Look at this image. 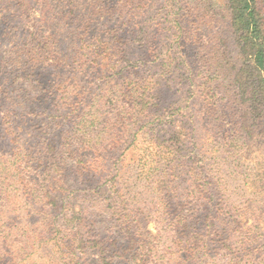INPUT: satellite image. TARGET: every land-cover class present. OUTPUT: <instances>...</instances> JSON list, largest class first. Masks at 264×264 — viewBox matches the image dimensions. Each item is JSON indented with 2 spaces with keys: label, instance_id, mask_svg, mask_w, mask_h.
I'll return each instance as SVG.
<instances>
[{
  "label": "trees",
  "instance_id": "trees-1",
  "mask_svg": "<svg viewBox=\"0 0 264 264\" xmlns=\"http://www.w3.org/2000/svg\"><path fill=\"white\" fill-rule=\"evenodd\" d=\"M10 1L14 20L30 8ZM36 1L49 10L28 15L27 39L13 20L0 26V122L19 144L0 154V264H264V0L169 2L195 45L191 68L172 59L152 74L141 58L145 78L134 43L144 41L151 63L162 49L147 31L127 36L144 0ZM93 55L108 70L91 99L82 83ZM176 78L188 98L158 112L159 85ZM192 98L200 108L187 117ZM87 100L76 131L38 151L19 141L33 109L72 112ZM256 140L257 167L237 170ZM142 215L157 241L141 233Z\"/></svg>",
  "mask_w": 264,
  "mask_h": 264
},
{
  "label": "rangeland",
  "instance_id": "rangeland-1",
  "mask_svg": "<svg viewBox=\"0 0 264 264\" xmlns=\"http://www.w3.org/2000/svg\"><path fill=\"white\" fill-rule=\"evenodd\" d=\"M171 1L173 0H144V7L140 8L138 18H136L135 21L132 22L135 28H130L129 32L127 33L128 39H132L134 37V34H132L134 31H142L139 32V37L145 34L143 32L147 31L149 36L147 34L146 35L152 38L153 43H156L157 49H162V52L159 53V57L157 58V60L151 63L148 62L147 58L145 57V47L142 44V42L144 41H137L136 43H134V46L136 47L132 50L131 58H136V60L139 61L138 64L141 71L140 76L144 78L146 77V75L142 73L143 71H147V69L143 70L142 64H140L141 58H144V61L149 64V72L152 74L160 73L163 69L162 65L164 66V63L171 61L172 59H175V62L179 64L180 68H183V70L184 68L187 70L188 68H191V55H194L195 45L192 46L189 41L183 38L181 32L177 30V28H175L173 19L177 16L176 13L178 12V8L180 6H172L171 3H169ZM175 1L177 2V0ZM28 4L30 7L29 10L25 11L16 20H14V16L19 13L17 6L12 5V2L10 0H5L3 3H0V7H3V9L7 11L6 16L0 18V26L6 28L11 24L13 20L18 26L21 27L18 30L17 37L19 36L18 38H22L23 36V38L27 39V31L25 30V27L27 26L25 25V23L28 22V15H30V18H32L33 20H37L41 17L42 9L45 10V8H47L49 10L48 4L44 5L41 1L37 2L36 0H30ZM52 5L54 4L52 3L49 6L51 7ZM8 15L12 16V18H8ZM136 22L138 24V27H136ZM192 28L194 30L193 26ZM6 32V30H2L1 34ZM185 33H187V31ZM226 38H228L229 40L230 37L228 34L226 35ZM93 57L95 59H98V62L96 63H99L100 65H96L94 61V66L88 67V69L93 68V70L89 73L87 83H82L84 88L86 89L85 95L91 99L95 92L97 94L103 93V91L101 90L102 83L105 81L106 71L108 70L106 62L107 60L101 59V57H99L98 55H93ZM62 71L63 70L61 69L60 72ZM187 72L189 73V71ZM75 73L77 74L79 72ZM136 76L138 75L136 74L135 77ZM88 82L92 83L89 84ZM161 85H163V88H161ZM159 87L161 88L159 90L162 92V100L160 102L159 109H157L158 112H163L165 108L171 107L172 105H178L181 102H185L186 98H188L189 96V93H186V91L189 89L188 82H186L185 85V81L181 78L173 79V81L170 79V82L163 80ZM183 92H185V94ZM86 103H88V100L87 102H81L78 109L76 104L73 103L75 104L76 110H73L72 112L70 108L65 109V107L60 108L58 106L52 105L48 108L41 107L33 109L28 118V125L24 126L26 131L23 132L19 131V129H15L17 134L21 136L19 138V141L26 144L27 146L34 147L35 151H38L44 141H48L51 138H58L64 135L72 127L73 130L76 131L79 128L78 123L80 121V118H78L77 116L89 110V103ZM83 108L86 109L83 110ZM199 108L200 104L198 103L197 105L196 98H192L190 100L189 107L187 108V110H185L187 117L198 115ZM5 110L6 105L0 104V117L4 115ZM19 112L15 117L13 116V121L18 120ZM153 117L154 115H152V117L150 118ZM6 121L7 120L0 122V154H5L6 156L8 154L9 156L16 151L19 144L13 142V135L10 134L8 129L6 131V127L10 126L9 124L5 125ZM16 125L17 124L15 123L13 128H15ZM196 125L198 126V121L196 122ZM47 138L48 140H46ZM259 142L260 140H256V145L254 143L250 146L249 149L243 150L244 154H242V158L244 162L237 167V170H246V172H249V169H246L248 165L257 167L255 162H258L256 160H259V156L261 155V146L258 145ZM233 170H235L234 167L228 168V171ZM221 175L222 173L219 172L218 176ZM242 179H244V177H242ZM71 197L73 202V194ZM241 213L244 214L242 219L245 220V222H247L248 224L252 223L253 213H251L249 210L244 209ZM139 220H141L143 224L141 233L146 236L145 239H150L153 242L157 241L159 239L157 237V235L159 234V230L155 222L150 219L144 218V215H142ZM99 231L102 232L101 230ZM191 264L199 263L198 261H193Z\"/></svg>",
  "mask_w": 264,
  "mask_h": 264
}]
</instances>
